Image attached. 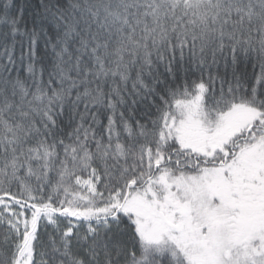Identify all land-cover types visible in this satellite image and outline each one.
Here are the masks:
<instances>
[{"label":"snow or ice","instance_id":"obj_1","mask_svg":"<svg viewBox=\"0 0 264 264\" xmlns=\"http://www.w3.org/2000/svg\"><path fill=\"white\" fill-rule=\"evenodd\" d=\"M0 264H264V0H0Z\"/></svg>","mask_w":264,"mask_h":264},{"label":"trees","instance_id":"obj_2","mask_svg":"<svg viewBox=\"0 0 264 264\" xmlns=\"http://www.w3.org/2000/svg\"><path fill=\"white\" fill-rule=\"evenodd\" d=\"M250 70V69H249Z\"/></svg>","mask_w":264,"mask_h":264}]
</instances>
